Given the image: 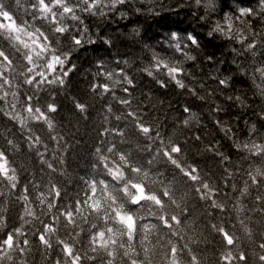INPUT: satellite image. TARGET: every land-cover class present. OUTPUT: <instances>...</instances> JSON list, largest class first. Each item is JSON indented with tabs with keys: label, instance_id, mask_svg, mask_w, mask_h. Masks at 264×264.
<instances>
[{
	"label": "clouds",
	"instance_id": "clouds-1",
	"mask_svg": "<svg viewBox=\"0 0 264 264\" xmlns=\"http://www.w3.org/2000/svg\"><path fill=\"white\" fill-rule=\"evenodd\" d=\"M0 264H264V0H0Z\"/></svg>",
	"mask_w": 264,
	"mask_h": 264
}]
</instances>
